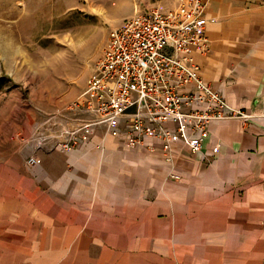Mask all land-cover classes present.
Here are the masks:
<instances>
[{
	"label": "crops",
	"instance_id": "obj_1",
	"mask_svg": "<svg viewBox=\"0 0 264 264\" xmlns=\"http://www.w3.org/2000/svg\"><path fill=\"white\" fill-rule=\"evenodd\" d=\"M204 1L194 62L254 118L211 123L169 162L101 129L71 151L22 139L0 160V264H264V0Z\"/></svg>",
	"mask_w": 264,
	"mask_h": 264
},
{
	"label": "built area",
	"instance_id": "obj_2",
	"mask_svg": "<svg viewBox=\"0 0 264 264\" xmlns=\"http://www.w3.org/2000/svg\"><path fill=\"white\" fill-rule=\"evenodd\" d=\"M204 0H175L170 9L152 4L124 18L107 33L102 53L86 87L67 108L72 119L54 130L38 131L36 148L71 151L101 129L124 149L159 147L171 161L176 143L190 153L201 151L211 123L254 116L227 105L222 94L204 82L196 54L209 52ZM261 116H264L262 113ZM56 126V127H55ZM101 150L102 142L96 145ZM36 164L34 157L27 159ZM178 180L179 176L169 173Z\"/></svg>",
	"mask_w": 264,
	"mask_h": 264
},
{
	"label": "rangeland",
	"instance_id": "obj_3",
	"mask_svg": "<svg viewBox=\"0 0 264 264\" xmlns=\"http://www.w3.org/2000/svg\"><path fill=\"white\" fill-rule=\"evenodd\" d=\"M152 4L170 9L175 1L0 0V160L22 139L36 146L47 119L56 126L72 119L67 108L93 74L108 31Z\"/></svg>",
	"mask_w": 264,
	"mask_h": 264
}]
</instances>
